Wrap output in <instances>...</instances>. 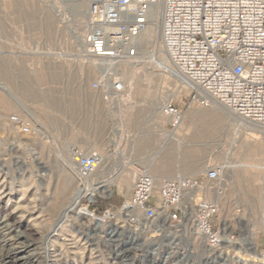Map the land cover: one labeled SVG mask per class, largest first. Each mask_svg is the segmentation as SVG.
<instances>
[{"label": "rangeland", "instance_id": "374dc122", "mask_svg": "<svg viewBox=\"0 0 264 264\" xmlns=\"http://www.w3.org/2000/svg\"><path fill=\"white\" fill-rule=\"evenodd\" d=\"M80 2L87 11L88 0H0V264H161L162 255L172 250L169 235L184 225L178 229L165 228L151 237L154 233L144 229L115 230L121 221L116 219L113 228H101L100 235L89 239L85 230L89 227L80 224L72 210L65 223L66 230L54 231L59 216L71 202L70 189L81 187L77 178L66 171V161H63L70 157L71 149L106 156L100 176L108 183L113 182L112 193L106 196L97 192L93 207L99 212L108 207L118 209L130 196L133 186L130 183L120 188L119 178L131 165L142 171L148 169L149 160L163 145L166 135L159 107L172 94L174 84L171 77V82L165 83L164 72L155 64L147 63L128 82L132 99L125 95L123 101H111L94 90L92 83L99 75L101 61L90 62L77 56L82 48L78 36L86 35L87 30V13L79 14ZM159 40L156 35L154 42L159 44H153L151 50L160 49ZM138 83L143 88L147 85L144 89L158 99L136 94ZM163 93L164 97L160 98ZM175 99L187 117L185 126L189 135L200 126L199 121H192L187 115L191 105L194 111L220 112L225 118V130L231 132L227 135L223 130L220 135L194 141L184 136L186 143H197L196 152L199 147V155L195 152L192 158L198 160V165L179 174L184 145H175L173 170L157 176L159 180L196 171L200 174L208 166L223 165L225 158L233 161L232 165L244 162V142L250 136L238 122L257 126L219 105L211 109L192 103L190 98L186 105L178 97ZM14 115L32 122L30 134L21 132L11 121ZM194 123L197 125L193 126ZM145 137L150 139L146 147L142 143ZM228 170L226 190L220 198V220L224 224L228 221L229 231L235 233L240 250L250 252V245L246 243L255 242L261 251L264 249V189L248 180L239 181L241 169ZM67 175L73 182L68 196L61 183ZM65 196L67 199L63 202ZM87 202V198L82 200ZM258 220H262V226ZM77 227H82L84 233L78 234ZM186 246L194 251L193 255L184 254ZM203 246L197 253L192 243L182 238L174 256L177 264H208V256L213 259L220 254L210 253ZM152 247H157L162 255L151 256ZM233 248L234 245L228 247ZM229 263L238 264L234 260Z\"/></svg>", "mask_w": 264, "mask_h": 264}, {"label": "built area", "instance_id": "2783aa9c", "mask_svg": "<svg viewBox=\"0 0 264 264\" xmlns=\"http://www.w3.org/2000/svg\"><path fill=\"white\" fill-rule=\"evenodd\" d=\"M157 14L160 48L188 83L190 101L203 107L219 105L264 128V0H88L84 54L90 62L101 61L92 88L111 101L126 93L123 65L140 58L135 41ZM159 111L167 131L180 128L185 113L175 98L164 100ZM11 121L21 132H32L30 120L14 115ZM73 159L72 172L85 188L83 181L103 159L97 152L83 151H76ZM225 184L221 164L198 175L161 180L140 171L118 209L99 212L93 207L96 192L93 198L82 196L76 210L89 228L95 223L113 228L116 219L121 221L115 230L123 231H141L146 224L158 223L178 229L189 223L202 245L217 253L226 239L236 241L235 233L227 235L220 220ZM84 198L87 203H82ZM260 255L264 264V249Z\"/></svg>", "mask_w": 264, "mask_h": 264}, {"label": "bare ground", "instance_id": "6f19581e", "mask_svg": "<svg viewBox=\"0 0 264 264\" xmlns=\"http://www.w3.org/2000/svg\"><path fill=\"white\" fill-rule=\"evenodd\" d=\"M82 7H84V6L82 5V2H80V9H79L80 15H84L85 13H87V11H85V9H82ZM160 19H161L160 14H157L154 17V20L150 24L148 29L140 37H138L136 39L135 42L139 46L140 58L135 62L130 61V62L125 63V65H123V70H124L125 79H126V83H127V90H126V93L120 99H118V101H123L125 99V97H124L125 95L127 96L126 98H128V99L133 98V93L132 92L129 93L128 82H130V80H132V79H135V77L138 74V71L141 67L143 68V66L146 65L147 63H152V64H155L156 67H159L164 72L163 81L165 83L167 81L171 82L170 77H171V80L175 81V82L173 81L174 84L171 86L172 87L171 88L172 94H170V95L168 94L169 96L167 98L178 97L181 100L180 102L183 103L184 105H186L188 103L190 90H189V85L186 82V80L183 78L182 75H180L177 71H175L171 67L169 60L166 56V53L162 50V48H160V49L156 48L154 50L150 49L153 44L155 46L157 44H159L158 41L156 43V41L154 42V40L156 39V35L157 36L160 35V30H161V22H160L161 20ZM85 26H86V24H85ZM85 26H84V28H85ZM78 44L81 45L83 49L81 48L80 51H78L79 53L77 54V56L81 57V58H83V57L86 58L85 54L83 53L85 51V49H84L85 48V35H84V33H83V35L81 33L79 34ZM92 62H94V61H92ZM138 85H139V83H138ZM138 85L136 86L137 88H135L136 94L149 96L151 99H158V96H155L150 91L144 89L147 87V85L144 88L142 87V85H139V86ZM163 92H165V91H163ZM161 97H164V93H163V96H160V98ZM162 103L163 102H161V105H162ZM161 105H160V107H161ZM215 106H216L215 104L212 105L211 109H212V107L214 108ZM193 107H194L193 105L190 106V109H189L187 115L189 114L192 121H196L197 123L199 121L200 126L199 127L197 126V129L195 131L192 130V133L189 135L188 131H187V126H185L186 125L185 121L187 119V117L185 116L184 121L178 130L169 132L163 127L165 135H166L164 137L163 145L154 154V156L151 158V160H149L148 169L146 168L144 171L149 172L151 175H153L157 179H158L157 176H161L163 174L170 173L173 170L172 166L174 164V155H175L174 154V148H175L174 146L175 145H177V147L184 145L183 146V154H181L182 156L184 155V158L183 159L181 158L182 160H180V161H179L180 158L179 159H178V157L175 158L181 164L180 165L181 167L179 170H177V172L180 174L181 172H183V170L188 171V170L194 169L196 167V165H198L199 162L197 159L196 160L192 159L193 155L196 152L195 146H197V143H194L193 141L195 139H199V138H205V139L212 138L215 135H220L219 133H221V132H223V130H225V127H226V125L224 127V124H225L224 119L225 118L224 119L222 118V115L220 114V112H218V111L216 112L215 109H214L215 111H210V112H199L198 110L197 111L192 110ZM159 113H160V111H159ZM237 118H238V116H237ZM245 121H247V120H245ZM247 122H249V121H247ZM238 123L248 131L247 136H250L249 140H247V142H244L245 143L244 144V146H245L244 162H242L240 165L237 163L232 165L233 161L228 160L224 157L225 160H224L222 167L224 168L225 172L229 171L228 169H230V168H234L235 170L237 168L241 169L242 174H240L238 176L239 177L238 180L239 181L248 180L249 182L251 181V182L255 183V185L258 186L262 190V189H264V171H263V167H262L264 165V128H261L258 125H256L255 123H251V122H249V123L253 124V126L254 125L257 126L258 128L251 127V126L248 127L243 121L238 122ZM196 125L197 124L194 123L193 126H196ZM225 131L227 132L228 130H225ZM229 132H231V130ZM229 132H227L226 134L229 135L228 134ZM243 132L244 131H242V133ZM184 136H186V137L190 136V138H192L193 141H191V143H186V141H184L185 140ZM148 138L145 137L142 140L143 146H145V147L149 145L150 139H148ZM152 138L153 137H151V139ZM245 138H247V137H245ZM162 140H163V138H162ZM200 145H202V144H200ZM76 151L80 152L81 150L76 149ZM76 151H75V149H71L70 157L68 159L66 158L63 160V161H66V166H67L66 171L71 173V174H69L71 177L73 174L72 170L74 169V166H75L73 157L76 155ZM198 152H199V147H198V151L196 152L197 155H199ZM201 152H200V154H201ZM201 156H202V154L200 155V157ZM101 157L103 159L102 165L98 168V170L93 175H91L87 180L83 181L85 188H83L81 183H80L81 187H79V188L77 187L73 190H72V188L70 189L71 192H69V194L71 193V195L69 197L71 198V202H69L70 204H68L69 206L67 207V209H65L61 213V216H59L60 218L56 222V226H55L54 231L64 232V230H66L65 229V223H66V221H68L69 213L72 210H75V212L77 211L76 210L78 208L77 204L79 203L82 196L88 195L90 198H93V195H95L96 192H100L101 194H104L106 196L111 195V193H112L111 185L113 182L108 183L107 180H104V178H101V176H100L102 171H103L102 168L104 167V165L107 162L105 159L106 156L103 157L101 155ZM157 159H159L158 163L155 162V160H157ZM208 164H207V166H208ZM140 171H142V170H140L139 168H137L133 165L128 167L126 174H123L117 182L119 187L123 188L124 186H129L130 183L132 185L136 175ZM200 171H202V170H200ZM196 174H198V171L190 173L191 176L196 175ZM128 175H130V177ZM73 176H74V174H73ZM63 177H65V176H63ZM167 178H171V177H167ZM23 179H25V178H23ZM73 179H74V177H73ZM47 181H48V185H50V182H51L50 178ZM22 182H24V181H22ZM71 182H72V178L70 179L69 176L67 175V178H65L63 180V182H61V183H63L62 188L64 191H66V192L68 191V188L73 183V182L72 183ZM23 185L25 186L26 183L24 182ZM72 186H73V184H72ZM24 190H26V188ZM23 192H25V191H23ZM65 195L68 196V192ZM66 196L64 197L63 202H65V200L67 199ZM80 213H82V212L81 211L76 212L77 219H78V221H81L80 224L84 225L85 219L81 216ZM224 222H225V224L224 223L223 224H224V227L227 231V235H230L232 233V231H229L230 225H229L228 221L225 220ZM257 223L259 224V226L263 225L262 220H258ZM102 227H103L102 224L95 223L92 231L86 229L88 231V236L87 235H85V236H87V238L90 239V237L100 235L99 233L101 232L100 229ZM165 228L170 229V226L168 224H165V223H158L157 225H154V226L145 227L144 230L145 231L147 230V232H149V233H154L151 237H155L157 235V234H155L157 231H164ZM76 231L78 232V234L84 233V230H82V227H77ZM112 233H114V230L111 231V234ZM89 235H90V237H89ZM169 237H170L169 244H170L171 249H172L171 251H167L165 254L162 255L157 247H152V252L150 253V255L155 257V258H156V255H162L163 259H162L161 264H172V262H173V264L178 263V260L176 258H174V256H176L175 253L178 252V249H180L178 246L180 245V240L182 238L188 239L192 243L193 247L196 249L197 253L199 251L198 249L202 245V242L198 238L197 234L191 229L189 223L185 224L184 228H182L181 230H174L173 233L169 235ZM248 241L246 240L245 242H248ZM245 242L243 244H245ZM237 243L238 242L233 241L232 239H226L225 244L222 246V249L220 251H218V252H220V254H219L220 256L218 255L217 257H214L213 259H212V257L210 259V256H208L206 263H208V264H230L229 262L234 260L238 264H262L260 251H258L255 242L246 243V244L250 245V248L248 249V251H250V252H247V253H244L242 250H240V247L237 246ZM132 244H135V243L131 242V245ZM229 245H234L233 250L228 249ZM203 248L208 249L204 246H203ZM208 250L210 251V253H213L212 250H210V249H208ZM184 254L193 255L194 251L190 247L186 246V248L184 249Z\"/></svg>", "mask_w": 264, "mask_h": 264}]
</instances>
